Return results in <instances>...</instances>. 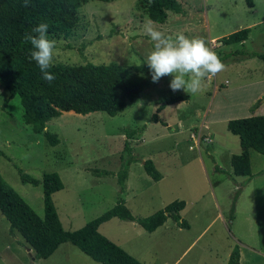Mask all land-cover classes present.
Returning a JSON list of instances; mask_svg holds the SVG:
<instances>
[{
  "label": "rangeland",
  "instance_id": "374dc122",
  "mask_svg": "<svg viewBox=\"0 0 264 264\" xmlns=\"http://www.w3.org/2000/svg\"><path fill=\"white\" fill-rule=\"evenodd\" d=\"M138 1L92 0L82 6L78 24L68 36L49 37L58 41L54 64L145 63L154 44L143 30L148 18ZM177 1L181 12H169L164 24L154 26L173 38L182 33L204 39L224 63L222 72L211 82L205 80L195 94L173 92L171 76L158 83L151 78L140 99L115 116L62 112L46 124L60 140L53 147L24 123L19 98L0 88V175L42 217L41 185L22 184L18 170L38 181L45 173H57L64 188L52 195V201L66 231L80 229L119 199L135 218L182 200L186 206L181 218L192 228L179 247L207 229L180 264L193 260L207 242L221 255L211 264H222L235 241L243 245L240 264H264V156L250 150L251 176H234L230 158L241 149L238 137L226 126L231 119L264 115V61L248 56L264 54V0H253L252 8L245 0ZM245 28L250 34L243 44L220 43L221 38ZM177 95L187 99L160 110ZM126 131H136L128 149H124ZM146 160L153 162L159 181L145 173ZM125 169L126 187L121 190L118 175ZM230 215H234L232 221ZM166 225L175 227L170 219ZM99 232L126 250L136 245L143 250L147 245L151 250L162 248L158 250L161 257L168 255L163 250H169L170 237L161 231L150 234L133 222L115 218ZM14 236L0 214V264H43L42 259L32 260L20 247L23 239ZM10 243L17 255L6 250ZM184 248L169 257L178 258Z\"/></svg>",
  "mask_w": 264,
  "mask_h": 264
},
{
  "label": "trees",
  "instance_id": "16d2710c",
  "mask_svg": "<svg viewBox=\"0 0 264 264\" xmlns=\"http://www.w3.org/2000/svg\"><path fill=\"white\" fill-rule=\"evenodd\" d=\"M92 0H30L25 7L23 0H0V88L10 97L17 96L22 107V119L35 134H41L49 146H57V134L46 129V124L58 118L62 112L87 115L104 112L115 116L135 104L148 87L151 74L143 62L134 66L109 64L65 65L54 64L49 70L55 79L49 83L42 77L38 66L30 59L32 46L25 42L26 34L41 23L48 24V36H68L78 24V10ZM111 2L113 0H93ZM138 8L148 19L164 24L168 13L179 14L181 6L177 0H139ZM252 8L253 0H245ZM245 28L220 39L222 45L243 44L249 37ZM264 61V54L251 53ZM181 95L167 100L162 106L185 101ZM154 121L157 122L154 117ZM227 130L238 137L241 152L230 159L235 176L250 177L249 151L264 156V115L231 119ZM136 131H126L124 149L129 148V139ZM145 173L153 181L161 175L151 160L143 164ZM22 184L42 187L43 216H38L23 198L11 188L0 175V214L9 224V232L17 233L33 250L36 260L47 259L59 245L70 243L99 264H142L127 254L121 247L98 232V227L113 218L133 222L151 233L172 219L179 227L187 229V222L180 217L185 202L175 200L154 214L135 218L124 201L75 231H65L60 223L52 201V195L64 186L57 173H45L41 181L18 170ZM127 170L118 175V184L124 189ZM233 214V208L231 209ZM232 215H230V219ZM227 264H240L239 245L232 248Z\"/></svg>",
  "mask_w": 264,
  "mask_h": 264
},
{
  "label": "clouds",
  "instance_id": "9594fccd",
  "mask_svg": "<svg viewBox=\"0 0 264 264\" xmlns=\"http://www.w3.org/2000/svg\"><path fill=\"white\" fill-rule=\"evenodd\" d=\"M23 4L28 7L30 0H23ZM154 25L151 19L143 25L144 32L154 44L145 62L153 83L171 76L169 87L173 92L184 90L195 94L201 91L205 80L211 82L225 69L224 63L204 39L189 38L182 33L173 38ZM48 27L46 23L39 24L32 29L34 34L25 35V42L32 46L30 59L38 66L43 79L51 83L55 76L49 70L54 65L58 41L49 38Z\"/></svg>",
  "mask_w": 264,
  "mask_h": 264
},
{
  "label": "crops",
  "instance_id": "0c3cea01",
  "mask_svg": "<svg viewBox=\"0 0 264 264\" xmlns=\"http://www.w3.org/2000/svg\"><path fill=\"white\" fill-rule=\"evenodd\" d=\"M178 103V102H177ZM175 104V103H174ZM172 105V104H171ZM169 106V105H168ZM259 108H256L255 111H258ZM229 121V120H228ZM227 126V125H226ZM210 138V136H209ZM209 141H207L208 143ZM256 152V151H255ZM233 156V155H232ZM231 156V157H232ZM250 156V153H249ZM231 159V158H230ZM231 166V165H230ZM251 166V163H250ZM232 168V167H231ZM235 176V175H234ZM238 177H243V176H238ZM249 180V179H248ZM250 183V180H249ZM126 187V186H125ZM186 206V204H185ZM185 208V207H184ZM184 210V209H183ZM182 210V211H183ZM181 211V212H182ZM180 212V214H181ZM181 217V215H180ZM115 219V218H113ZM117 219V218H116ZM234 219V215L232 216V218L230 219V217L228 218L229 221H232ZM60 220V219H59ZM112 220V219H111ZM109 220V221H111ZM172 220V219H170ZM109 221L105 222L108 223ZM167 221V220H166ZM173 221V220H172ZM186 221V220H185ZM90 222V221H89ZM174 222V221H173ZM187 222V221H186ZM61 223V222H60ZM102 223L99 227H98V232L100 227L105 224ZM87 224V223H86ZM175 227H173L174 225H172V227H168L166 228V222L158 227L155 231L151 232L150 234H156L157 232L161 231V235H166L168 237H170V243H168V249L163 250V253H168V255H165L166 257H161L159 256V251L158 250H162V248H158L156 250L155 247H152V250L150 248V246L148 248H146L147 245H145L144 249H139V245L133 246L131 249H125L122 247V249L129 254L130 256H132L133 258H135L137 261H139L142 264H180V259L184 256V254L193 246V245H197V242L199 240H201L202 236L204 235L205 231L207 228L202 229L195 237H193V239L190 240L188 245H184V246H180L181 242H183L184 240H186V234H187V238L190 236V232H191V224H188V228L184 229L179 227L175 222ZM9 225V224H8ZM62 225V224H61ZM137 225V224H135ZM84 226V225H83ZM82 226V227H83ZM138 226V225H137ZM63 227V226H62ZM139 227V226H138ZM141 228V227H140ZM142 229V228H141ZM176 229V231H174L175 233H171L170 230ZM144 230V229H143ZM66 231V230H65ZM169 231V232H168ZM144 232H146L144 230ZM100 233V232H99ZM148 233V232H147ZM17 233H10L9 235H11L13 238H15L14 235H16ZM101 234V233H100ZM19 235V234H18ZM102 235V234H101ZM104 236V235H103ZM107 238V236H104ZM108 239V238H107ZM14 242H16V239H13ZM110 240V239H109ZM112 241V240H110ZM24 242V240H23ZM114 243V242H113ZM66 243H63L61 245L58 246V248L53 252V254L51 256H49L47 259H42L43 264H99L95 261H93L90 257H88L87 255H85L84 253H82L77 247H75L74 245L71 244V246H73L74 248H76L77 251H75V249H73L72 247H68L67 245H65ZM70 244V243H69ZM116 244V243H115ZM239 245V250L240 247H242L243 245L240 243V241H235L233 245ZM12 244L10 243V245L8 246V248L6 250H11L13 251L16 255H17V250L13 249ZM20 244H18L17 246L19 247ZM116 245H119L118 243ZM20 247L22 249H24L27 253H29V256L31 257L32 260H34L33 257V250L31 248L28 247V245L25 244L24 242V246L20 245ZM120 247V245H119ZM185 247V248H184ZM234 247V246H233ZM232 247V248H233ZM182 248H184L180 254V256L178 258H172L169 257L170 254L173 251H179ZM19 250V249H18ZM232 249L228 250L227 254H226V258L224 259V261L222 262V264H227V261L229 259L230 253H231ZM199 254H196V257L193 260H189L187 261L185 264H211V260H217V258L221 259V255L219 253H217L216 251H213L212 248H210V243H206L204 247H201L199 249ZM180 252H177V256L179 255Z\"/></svg>",
  "mask_w": 264,
  "mask_h": 264
},
{
  "label": "bare ground",
  "instance_id": "6f19581e",
  "mask_svg": "<svg viewBox=\"0 0 264 264\" xmlns=\"http://www.w3.org/2000/svg\"><path fill=\"white\" fill-rule=\"evenodd\" d=\"M72 112H68V114H71Z\"/></svg>",
  "mask_w": 264,
  "mask_h": 264
}]
</instances>
